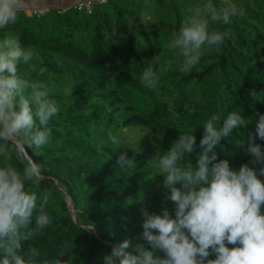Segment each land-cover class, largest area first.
<instances>
[{
    "label": "rangeland",
    "instance_id": "374dc122",
    "mask_svg": "<svg viewBox=\"0 0 264 264\" xmlns=\"http://www.w3.org/2000/svg\"><path fill=\"white\" fill-rule=\"evenodd\" d=\"M203 2L106 0L93 13L21 10L16 24L0 29V41L15 35L34 50L18 71L30 81L47 83L59 105L48 124L51 135L43 155L25 146L46 177L34 190L38 196L46 189L54 193L48 206L52 223L24 243L25 250L30 245L39 250L37 264L56 258L103 264V255L125 240L132 242L125 252H133L136 243L151 248L141 235L142 208L150 214L166 208L175 215L159 157L182 132L194 134L196 151L184 160L195 167L204 123L213 114L221 115L222 124L229 112L238 111L247 125L255 113L264 115V0H232L245 14L227 25L211 24L230 37L219 49L205 47L199 64L185 75L167 45L190 9ZM149 66L159 75L157 90L143 82ZM109 131L118 135L119 145H112ZM250 132L240 127L222 138L214 149L217 160L228 159L237 171L247 165L259 172L264 164L253 155L248 163L241 160ZM255 143L264 148L258 135ZM121 153L136 167L121 169L116 163ZM12 163L23 167L15 158ZM92 224L94 232L84 231Z\"/></svg>",
    "mask_w": 264,
    "mask_h": 264
},
{
    "label": "clouds",
    "instance_id": "9594fccd",
    "mask_svg": "<svg viewBox=\"0 0 264 264\" xmlns=\"http://www.w3.org/2000/svg\"><path fill=\"white\" fill-rule=\"evenodd\" d=\"M105 3L106 0H100ZM24 0H0V29L14 25ZM245 11L232 0H204L190 9L178 33H173L168 48L175 52L181 73L190 74L205 54V47L219 49L230 37L228 31L213 30L211 24L227 25L232 17ZM31 47H24L15 35L0 41V264H37L39 250L30 242L52 223L48 211L52 189L37 191L43 175L41 165L33 161L26 147L37 155L49 142V121L58 115L59 105L50 98L47 83L23 77L18 66L34 56ZM170 68L162 66L160 73ZM143 82L157 90L159 75L147 67ZM255 96V92L252 93ZM213 114L204 123L199 142L197 164L185 161L186 154L196 151V136L183 133L168 151L159 157V173H163L166 199L175 205V215L168 209L149 213L142 208L144 243H136L133 252H125L131 240H125L102 257L103 264H264V167L259 172L243 165L234 170L228 159L217 160L214 150L222 138L234 129L247 128L245 118L231 111L223 118ZM264 140V115H260L255 132L247 137V151L264 164V148L255 143L256 136ZM112 145L121 143L111 131ZM13 158L23 165L12 163ZM121 169L135 168L136 161L121 153L116 161ZM34 221V223H33ZM95 225L84 231L94 232ZM229 245H232L231 247ZM162 252L163 257L155 255ZM215 254L214 259L209 257ZM43 264H69L56 258Z\"/></svg>",
    "mask_w": 264,
    "mask_h": 264
},
{
    "label": "crops",
    "instance_id": "0c3cea01",
    "mask_svg": "<svg viewBox=\"0 0 264 264\" xmlns=\"http://www.w3.org/2000/svg\"><path fill=\"white\" fill-rule=\"evenodd\" d=\"M78 1L80 0H24V6L22 10H30L31 12H44L53 10V8L58 6L73 5ZM33 6H37L39 8L49 6L50 8H46L45 10L31 9Z\"/></svg>",
    "mask_w": 264,
    "mask_h": 264
},
{
    "label": "built area",
    "instance_id": "2783aa9c",
    "mask_svg": "<svg viewBox=\"0 0 264 264\" xmlns=\"http://www.w3.org/2000/svg\"><path fill=\"white\" fill-rule=\"evenodd\" d=\"M101 4H104V3H101L100 0H80L73 5L58 6V7L53 8V10H56L58 13H61V12H65L70 9H77L79 11L93 13L96 7ZM46 8H50V7L49 6H46L44 8H39L37 6L31 7V9H38V10H45Z\"/></svg>",
    "mask_w": 264,
    "mask_h": 264
},
{
    "label": "trees",
    "instance_id": "16d2710c",
    "mask_svg": "<svg viewBox=\"0 0 264 264\" xmlns=\"http://www.w3.org/2000/svg\"><path fill=\"white\" fill-rule=\"evenodd\" d=\"M75 10H77V9H75ZM79 11V10H78ZM58 13V12H57ZM259 115H258V113L256 114L255 113V116H254V118H250L251 119V121L249 122V124H248V129H250L251 130V132H253L252 131V128L254 127V123H256V122H258V120H259ZM242 150H243V155L241 156V160H242V163H248L249 162V160H250V158L252 157V154H250V153H248V151H247V145H242Z\"/></svg>",
    "mask_w": 264,
    "mask_h": 264
}]
</instances>
